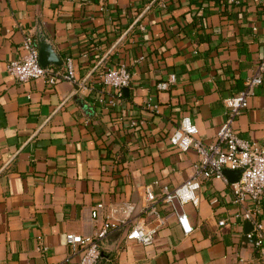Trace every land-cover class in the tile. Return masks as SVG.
Instances as JSON below:
<instances>
[{"label": "crops", "instance_id": "crops-1", "mask_svg": "<svg viewBox=\"0 0 264 264\" xmlns=\"http://www.w3.org/2000/svg\"><path fill=\"white\" fill-rule=\"evenodd\" d=\"M42 34L63 60L50 65L66 71L71 58L75 81L7 72L26 54L25 37ZM263 44L261 0H0V264H79L83 247L73 250L67 234L93 235L111 205L126 203L158 226L156 240H129L131 222L122 223L102 240L99 263L264 264L237 216L254 202L235 203L223 179L203 180L199 205L184 206L189 234L160 198L199 158L171 143L175 128L190 116L213 141L224 98L255 73ZM122 64L132 81L118 95L101 74ZM234 128L264 146V81ZM146 185L159 217L142 211ZM98 202L106 209L95 219ZM259 207L264 224V196Z\"/></svg>", "mask_w": 264, "mask_h": 264}, {"label": "built area", "instance_id": "built-area-1", "mask_svg": "<svg viewBox=\"0 0 264 264\" xmlns=\"http://www.w3.org/2000/svg\"><path fill=\"white\" fill-rule=\"evenodd\" d=\"M264 4V0H261ZM27 50L19 59L12 60L7 65V72L19 82L31 79L43 78L50 84H56L61 80L75 81L74 65L71 58L67 59V69L62 71L54 65L43 66L40 62V50L36 39L27 35L24 40ZM264 48V44H263ZM175 77L158 84L161 90L168 89ZM132 81V74L126 65L111 67L101 74V82L112 87L118 95H122L123 89ZM264 81V55L259 60L255 73L245 80L244 88L229 94L224 98V104L228 111L224 123L218 129L213 141L206 143L199 137V128L190 116H185L178 127L175 128L170 141L181 150L194 149L198 154V160L193 164V174L181 184L170 187L163 184L161 187V200L177 216L184 233L193 231L188 214L184 206L192 203L198 206L200 203L199 190L202 181L206 179H223L232 187L234 202L243 206L248 198L253 200L254 207L239 212L237 216L242 221L252 224V230L247 236L253 240V245L260 255L264 257V224L260 220V200L264 196V146L255 140L242 138L234 128L235 120L249 107L250 99L256 89ZM149 105L158 109V103ZM132 121V125H137ZM225 169L241 170L238 181L231 183L224 174ZM146 204L144 213L159 217L157 207L153 202L158 198L152 185L144 187ZM106 205L103 202L96 203L92 208V216L97 219L101 216ZM138 207L134 203L124 205H111L106 214L101 228L93 235L67 234V241L73 250L83 247V253L79 264H98L101 257V242L111 230L118 229L122 223H129L127 239L134 240L144 245H152L158 234V226L145 217H135ZM225 221H220L224 225ZM40 251H47L48 247L39 244Z\"/></svg>", "mask_w": 264, "mask_h": 264}, {"label": "water", "instance_id": "water-1", "mask_svg": "<svg viewBox=\"0 0 264 264\" xmlns=\"http://www.w3.org/2000/svg\"><path fill=\"white\" fill-rule=\"evenodd\" d=\"M38 45L40 48V62L43 66H48L50 64L62 65L63 60L61 59L60 55L55 51L54 46L48 39L47 35L42 34L40 35V39L38 41ZM124 92L128 91V88L125 87L123 89ZM225 176L228 180L233 183L239 180L241 170H233V169H225L224 170ZM252 230L251 223L246 224V234H248ZM102 261L99 264H103Z\"/></svg>", "mask_w": 264, "mask_h": 264}, {"label": "trees", "instance_id": "trees-1", "mask_svg": "<svg viewBox=\"0 0 264 264\" xmlns=\"http://www.w3.org/2000/svg\"><path fill=\"white\" fill-rule=\"evenodd\" d=\"M54 66H56V65H54ZM56 67H58V66H56ZM59 68V67H58Z\"/></svg>", "mask_w": 264, "mask_h": 264}]
</instances>
